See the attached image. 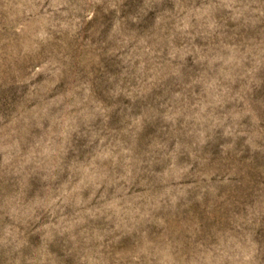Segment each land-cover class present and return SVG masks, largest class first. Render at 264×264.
<instances>
[{"label":"rangeland","instance_id":"374dc122","mask_svg":"<svg viewBox=\"0 0 264 264\" xmlns=\"http://www.w3.org/2000/svg\"><path fill=\"white\" fill-rule=\"evenodd\" d=\"M0 264H264V0H0Z\"/></svg>","mask_w":264,"mask_h":264}]
</instances>
